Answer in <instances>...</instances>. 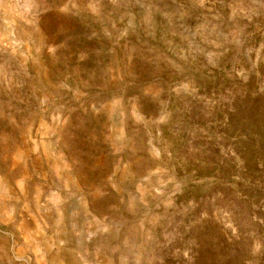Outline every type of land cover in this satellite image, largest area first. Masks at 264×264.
Masks as SVG:
<instances>
[{
  "label": "rangeland",
  "instance_id": "374dc122",
  "mask_svg": "<svg viewBox=\"0 0 264 264\" xmlns=\"http://www.w3.org/2000/svg\"><path fill=\"white\" fill-rule=\"evenodd\" d=\"M260 260L264 0H0V264Z\"/></svg>",
  "mask_w": 264,
  "mask_h": 264
},
{
  "label": "trees",
  "instance_id": "16d2710c",
  "mask_svg": "<svg viewBox=\"0 0 264 264\" xmlns=\"http://www.w3.org/2000/svg\"><path fill=\"white\" fill-rule=\"evenodd\" d=\"M238 243H241V242H238ZM236 246H238V245H236ZM236 246H235V243L234 244H225L222 247V250L218 256H220L223 259H227L230 256L234 257V255L237 253L240 254L242 252V250L244 249V246L243 247L241 246L240 248H236ZM256 264H264V261L263 260L257 261Z\"/></svg>",
  "mask_w": 264,
  "mask_h": 264
}]
</instances>
